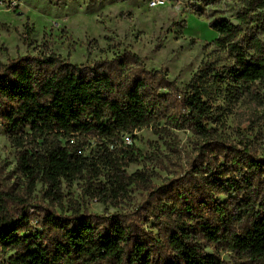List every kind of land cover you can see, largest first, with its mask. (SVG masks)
<instances>
[{
    "label": "trees",
    "instance_id": "obj_1",
    "mask_svg": "<svg viewBox=\"0 0 264 264\" xmlns=\"http://www.w3.org/2000/svg\"><path fill=\"white\" fill-rule=\"evenodd\" d=\"M242 2L240 24L211 22L234 63L215 74L202 70L189 91L135 65V55L95 65L57 55L23 56L0 67V119L20 149L18 165L47 182L56 196L62 179L111 176L113 192L144 180L142 173L120 175L118 163L125 159L113 147L167 105L176 108L175 121L202 138L200 154L207 157L194 171L197 180H170L152 191L148 209L157 220V237L119 213L48 211L37 228L29 212L11 214L0 205V251H15L9 264H226L220 250L234 254L237 264H264V153L214 133L205 101L209 87L264 81V39L258 35L264 32V0ZM249 21L256 30L240 36ZM90 138L98 146L85 154L83 142ZM212 157L222 160L213 164Z\"/></svg>",
    "mask_w": 264,
    "mask_h": 264
},
{
    "label": "rangeland",
    "instance_id": "obj_2",
    "mask_svg": "<svg viewBox=\"0 0 264 264\" xmlns=\"http://www.w3.org/2000/svg\"><path fill=\"white\" fill-rule=\"evenodd\" d=\"M151 1L0 0V67L23 56L57 55L74 64L95 65L135 55L140 59L135 65L140 63L166 76L179 90L189 91L202 70L215 74L234 63L211 22L225 18L240 24L242 0H160L150 6ZM256 28L249 21L242 25L240 36ZM258 35L264 39L261 30ZM160 91L166 94L169 89ZM205 101L210 108L207 123L214 133L264 153V81L209 87ZM176 113L173 105L162 107L148 126L124 135L112 146L125 159L118 163L120 175L142 173L144 180L113 192L108 183L111 176L62 179L60 196L50 191L47 182L24 174L18 165L20 149L10 142L0 119V205L11 214L29 212L37 228L48 211L63 215L119 213L157 237V220L148 209L154 199L152 191L170 180L180 182L196 175L194 171L207 158L200 154L202 138L183 121H175ZM83 146L89 154L98 145L90 138ZM221 160L211 158L213 164ZM14 252L0 251V264H9ZM220 254L226 264L239 262L227 250Z\"/></svg>",
    "mask_w": 264,
    "mask_h": 264
},
{
    "label": "built area",
    "instance_id": "obj_3",
    "mask_svg": "<svg viewBox=\"0 0 264 264\" xmlns=\"http://www.w3.org/2000/svg\"><path fill=\"white\" fill-rule=\"evenodd\" d=\"M159 2H160V0H152V1L150 2V6H155V5H157ZM13 3H14V2H13Z\"/></svg>",
    "mask_w": 264,
    "mask_h": 264
},
{
    "label": "water",
    "instance_id": "obj_4",
    "mask_svg": "<svg viewBox=\"0 0 264 264\" xmlns=\"http://www.w3.org/2000/svg\"><path fill=\"white\" fill-rule=\"evenodd\" d=\"M234 23H237V21H234Z\"/></svg>",
    "mask_w": 264,
    "mask_h": 264
}]
</instances>
